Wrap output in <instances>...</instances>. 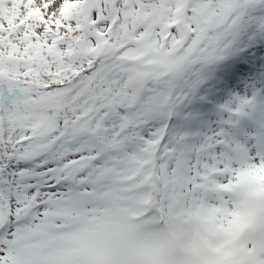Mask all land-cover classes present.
Returning <instances> with one entry per match:
<instances>
[{
  "label": "rangeland",
  "instance_id": "374dc122",
  "mask_svg": "<svg viewBox=\"0 0 264 264\" xmlns=\"http://www.w3.org/2000/svg\"><path fill=\"white\" fill-rule=\"evenodd\" d=\"M113 1L109 3L111 24L115 17ZM150 2L148 5L146 0H141L136 10L145 14L146 18L141 24L151 29L149 31L144 25L145 29L140 31L136 24H131L137 32L136 40L140 39V45L128 53L129 57L137 59L133 68L137 73L135 76L139 80L141 91L134 109L139 117L155 112L153 106L159 102L168 105L163 121L156 127L153 137L148 139L146 129L139 131V137L145 141L149 140L150 145H135L130 150L126 149L129 142L132 143L130 139L135 135L134 130H137L134 127L132 130L127 128L126 132L123 129L117 130L109 144L105 142V137H102L104 143L110 145L109 149L114 147L116 150L106 153L101 152L93 142L89 127L84 129L87 141L81 140L79 143L74 139L81 132L79 127L64 136L65 142H61L58 136L53 138L56 134L53 133L50 141L54 149H57L53 155L59 157L60 151L66 150L67 156L60 157V160L64 157L62 162L73 158L81 172H84V168L87 170L90 186L83 185L82 188L92 197L95 196L98 202L94 203L92 199L84 200L74 194L66 201L56 202L52 208L45 206L47 197L58 196L52 187L59 176L51 171H55L62 163L59 160L58 163L40 166L37 160L29 161L23 168L30 171L32 180L34 176L45 180L40 184L42 188H33L34 191L45 190L42 191L45 197L41 196L39 200L36 197L37 192L32 193V189L24 194L32 193V197L39 200L43 210L37 213L33 207L17 215V222L13 223L16 226L11 227L7 225L8 215H5V212L0 213V264H264V253L253 252L247 237L241 240L239 238L226 250L221 249L224 243L236 237L238 231L245 227L247 229V219L264 211V201L253 207L242 206L235 189L233 190V185H238L243 195L246 191H253L256 197H261L264 187L259 182V175H255L256 164L250 162L230 167L226 155L229 144L227 136L236 142L233 147L244 156L250 155L247 143L255 144V135H252L251 142L245 132L251 115L264 111L261 101L258 100L260 86L257 84V81L262 83L264 77V49H259L257 53L253 51L251 60H242L244 62L238 76L231 75L230 80L222 78V83L238 81V87L226 85L225 90H214L215 97L203 96L201 91H198L208 88V75L199 67L200 62L206 61L208 65L210 56L217 58L247 51L252 47L249 46L250 42L257 39V34L264 35L263 21L258 16L261 13H255V9L264 4V0H167L165 6L161 3L163 10L160 12H155L156 2ZM68 3L64 2L65 6H62L61 12L64 15L76 14L78 24H82L84 18L94 20L96 14L105 16L103 0H75L70 9L66 8ZM21 5L19 2L18 7ZM44 6L45 2H41L36 8L40 10ZM5 7L14 8L12 5ZM188 7L192 11L187 10ZM176 12L178 13L174 14ZM162 14L164 16L157 20L155 15ZM9 17L7 12L5 19ZM223 26L229 29L222 30L221 43L216 42L217 49L214 48L210 56L205 55L204 52L208 49L205 37L208 39L214 33L211 27L220 30ZM128 27L129 25H124L127 34ZM203 27H206L204 35L201 34ZM245 27L248 30L244 32L243 40L238 30ZM113 29L114 27L111 30ZM51 30L54 31L47 26L40 28L43 34L54 38ZM148 38L150 42H147ZM228 40H231V45L225 44ZM110 41L108 36L99 40L89 37L75 40V50L79 51L83 45L89 47L92 60L98 62V71L94 69L92 61L81 62L79 71L83 76L88 77L94 71L99 73L107 59L115 53ZM102 43H106L108 49L99 53ZM222 48L224 51L220 52ZM200 49L202 52L199 53ZM141 52L145 55L139 56ZM150 61L152 63L147 64ZM98 77L101 79L102 74H98ZM68 84L61 83L58 86ZM251 88L252 93L249 92ZM4 90L5 86L0 84V129L9 133L15 122L11 117L19 113L20 108L15 102L2 97ZM193 93L201 99L195 106L190 100ZM202 108L207 109L208 116L212 118L210 122L216 127L210 137L203 132H198L197 137L193 128L188 127V121L195 116V111ZM87 113L84 114L85 120L90 116V113ZM152 116H155V113ZM43 123L33 113L28 123L23 126L24 129L18 132L19 137L27 139L33 132L46 137L52 129L49 123ZM257 123L255 125L259 128L262 124L259 123V118ZM127 126L129 127L130 123ZM149 130L153 132L152 129ZM252 130L256 131L255 126H252ZM70 140L85 149L81 153H71L73 149L67 148L66 143ZM27 142V152H23L21 148L16 149L15 146L13 152L17 151L20 157L24 158L31 155L37 150V140L28 139ZM55 143L60 147H55ZM86 147H92V151ZM217 150L222 152L224 164L213 167L210 160L216 156ZM110 159H114L116 164H111L113 162ZM224 171L229 178L224 182L207 178L208 173L213 175ZM138 173L141 174L133 178ZM230 177L234 179L231 180ZM117 182L123 185L117 188ZM197 182L203 187H225L232 190V205L222 204L218 197L215 202L210 203L203 194L196 198ZM47 186L50 188H43ZM13 199L15 202L22 201L21 194L14 195ZM5 203L8 202L0 201V209ZM144 203L147 204L145 208L142 207ZM14 205L19 206V203ZM144 211L149 213L139 220H130L132 215ZM117 212L122 214L119 219L115 216ZM10 214H13V211ZM49 216L52 217L51 220ZM158 216H163L166 222L162 227H154ZM37 222L44 228L35 227ZM232 222H236V225L233 226ZM237 222L241 225H237ZM60 223H64L66 230L64 233L56 231V234L65 236L55 240L56 246L50 249L51 242L46 236L51 230L46 228ZM73 225L74 229L71 231L70 226ZM52 234L55 235V232ZM216 236L218 240H212ZM243 252H251L252 255H243ZM111 253L117 257L112 261L109 260Z\"/></svg>",
  "mask_w": 264,
  "mask_h": 264
},
{
  "label": "bare ground",
  "instance_id": "6f19581e",
  "mask_svg": "<svg viewBox=\"0 0 264 264\" xmlns=\"http://www.w3.org/2000/svg\"><path fill=\"white\" fill-rule=\"evenodd\" d=\"M66 1L72 3L75 0H0V84L5 86V90L1 95L15 102L17 107L20 108L19 113L11 117L15 121L13 129L9 133H4L0 129V201L8 202L0 209V213L5 212V215H8L7 225L10 227L16 226L13 223L17 222V215L29 211L33 207L37 213L43 210V206L40 207L39 200L41 196L45 197L43 193L45 190L41 189L43 192L34 191L33 188L40 187L41 182L45 180L37 176H34L32 180L30 171L23 168V166L28 165V162L32 160H37V164L40 166H42L41 164L46 166L49 163H58L60 157L67 156L66 152L68 151L62 149L59 157L53 155L57 151L50 141L53 133H56L53 138L58 136L61 142H65L64 136L70 134L71 130L79 127L81 132L74 137L77 140L76 143H79L81 140L87 141L84 129L89 127L91 129L90 137L93 142L101 152L106 153L110 150L116 152V150L114 147L109 149L110 145H106L102 137H105V142L109 144V142H112L111 137L115 135L117 130L123 129L126 132L127 128L129 130L137 128V130H134L135 135L130 139L132 143L129 142V146L126 147L127 150H130L135 145H150L149 140L145 141L139 137V131L146 129L147 136H149L148 139L153 137L152 135L156 133V127L163 121L165 111L168 109V105L164 102H159L153 106L155 112L144 114L142 118L139 117L134 109L136 102L140 98L141 85L137 76H135L136 71L133 68V65L137 63V59L129 57L128 53L134 47L140 45V39L136 40L137 32H135L131 24H136L140 31L141 29H145V24H141V21L144 22L146 18L145 14L136 10L140 6L141 0H114L113 11L115 17L113 24H111L112 15L109 10L111 0H103V4L105 5L103 8L104 17L97 16L96 14L94 20L91 21L84 18L82 24L76 22V14L70 13L69 15H64L61 12L62 6ZM146 1L150 5V1L152 0ZM154 1L156 2L155 12L163 10L161 3L165 6L167 2V0ZM19 2L22 4L20 7H18ZM41 2H45V6L39 10L36 7ZM6 5H12L14 8L7 9ZM187 10L192 11L189 7ZM257 11L261 13L258 16L263 21L262 26H264V4L257 7L255 13ZM7 12L10 14L9 19H5ZM155 16L158 20L164 14ZM125 24L129 25V29L126 30L128 34L124 30ZM43 26L54 29V38H50L40 31V28ZM113 27L114 29L111 30ZM145 27L150 31L151 27H147L146 25ZM205 29L206 27L201 29V34H205ZM228 29L227 26H223L220 30L211 27L214 33L208 39L205 37L207 42L206 47L208 48L204 52L205 55L210 56L213 49H217V45L215 44L216 42L217 44L220 42L222 30L226 31ZM246 30H248L247 27L244 29L239 28L238 30V34L242 36L243 40H245L244 32ZM104 36H108L111 39L110 42L115 49V53L107 59L106 63L104 61L105 64L98 73L96 72L98 71V62L92 60L89 47L83 45L79 51L75 50V40L80 37L99 40ZM231 40H228L225 44L231 45ZM263 41L264 35L257 34V39L250 42L249 46L252 47L247 51L231 53L226 56L222 55L217 58L210 56V63L208 65L206 61L200 62L199 67L208 75L206 79L208 88L199 89V93L201 91L203 96L215 97L214 90H225L226 85L234 88L238 87V81L222 83V78L230 80L231 75L238 76L243 65L242 62L251 60L253 51L257 53L260 51L259 49H264ZM147 42H150L149 38ZM172 43L174 44V42ZM68 46L70 47L67 48ZM3 50H6V52ZM219 51L222 52L224 49L222 48ZM200 52H202L201 49ZM149 53L151 54L150 48ZM138 55L144 56L145 54L141 52ZM83 61H92L96 70L94 73H90L91 75H88V77L83 76L79 71L81 62ZM150 63L152 62L150 61L147 64ZM98 74H102L101 79H98L101 76L98 77ZM61 83L69 84L59 87L58 85ZM257 84L260 86V98L258 100L261 101L260 104L264 107V77L262 83L257 81ZM161 86L164 88L163 85ZM249 90V92H253V88ZM257 96L256 94L255 97ZM190 100L193 106L201 102V99L195 96L194 93ZM87 112L90 113V116L85 120L84 114H88ZM195 112V116L188 121V127L193 128L194 135L197 137L198 132H203V134L210 137L216 127L213 122H210L212 118L208 116L207 109H197ZM33 113L40 118L41 122L49 123L52 130L48 132L46 137L38 132L31 133L27 139L19 137L20 131L24 129L23 126L28 123ZM154 113L155 116H152ZM93 117L95 118L93 119ZM257 118H259V123L262 122L259 128L255 125L258 124ZM122 120L126 121L123 122ZM128 123H130L129 127L127 126ZM248 124L245 134L248 136V141L251 142L253 141L252 135H255V147L248 142L247 146L249 147L248 152L250 155L244 156L243 153L240 154L233 147L236 142L234 143L227 136V140L229 141L227 147L228 162L235 166L250 162L256 164L257 173L255 175H259V182L264 187V111L258 113V115L252 114L251 121ZM252 126H255V132L252 130ZM111 129L114 130L110 131ZM149 129H152L153 132H150ZM28 139L37 140V150L33 151L31 155L26 156V158L20 157L17 151L13 152V146L16 149L21 148L23 152H27ZM66 143L68 144L67 148L73 149L74 152H71L73 154L76 151L81 153L85 149L81 148L82 145L76 146L75 142L71 140ZM54 145L57 148L60 147L58 143ZM86 148L90 152L92 151V147ZM197 152L199 153L200 150ZM217 154L220 158L219 156L217 157ZM217 154L210 160L213 167L224 164L221 158V151L217 150ZM41 155L44 156L40 157ZM63 159L59 161L62 163L61 166L56 167L55 171H51L59 176L52 187L55 188V193L58 196L53 198L47 197L45 206L52 208L56 202L66 201L74 194L79 195L84 200L92 199L95 201L94 203L98 202L95 200V196L92 197V195H89L82 188L83 185H89L91 182L87 178V170L84 168V172H81L77 161L72 160L73 158L68 159V162H62ZM110 160L113 162L111 164H116L114 159ZM146 165L147 163L142 166L145 167ZM207 178L209 180L216 178L224 182L226 174L224 172L213 175L208 173ZM122 185L123 183H116L117 188H120ZM223 186L224 183L222 184ZM43 188H50V186ZM235 188V194H237V198L240 200L242 206L253 207L264 201V192L258 198L254 195L253 191H246L245 195H243L238 185ZM29 189H32V193L37 192L36 197L39 200L32 197V193L29 195L24 194ZM163 189L166 190L164 186ZM195 193L197 194L196 198L203 194L210 203L215 202L218 197L222 204L232 205L231 196L225 187H213L212 189L210 187H203L197 182L195 184ZM16 194H21L22 201L15 202L13 197ZM14 203H19V206H15ZM82 204L85 205V203ZM11 211H13V214H10ZM115 216L119 219L122 214L117 212ZM48 218L49 220L52 219L51 216ZM63 224L60 223L51 228H46V230H51L46 236L47 240L51 242L50 249L56 246L55 240L57 241L65 236L64 234H56V231L64 233L66 228ZM34 225L39 229L44 228L40 222ZM118 225L120 226V224ZM232 225L235 226L236 222H232ZM237 225L241 224L237 222ZM245 228L239 234L240 240L247 237L252 245L253 252L264 253V211H260L257 216L247 219V229ZM70 229L73 231L74 225L70 226ZM53 231L55 235L52 234ZM212 240H218V237L216 236ZM232 242L224 243L221 249H228ZM64 249L66 248H62V250ZM213 251L216 252V250ZM243 255L251 256L252 253L243 252ZM118 257H121V255H118ZM113 258L117 257L114 253H111L109 260L112 261ZM96 261L98 262V259Z\"/></svg>",
  "mask_w": 264,
  "mask_h": 264
},
{
  "label": "water",
  "instance_id": "95a60500",
  "mask_svg": "<svg viewBox=\"0 0 264 264\" xmlns=\"http://www.w3.org/2000/svg\"><path fill=\"white\" fill-rule=\"evenodd\" d=\"M106 49H107L106 45L103 44L102 47H101V50H100V51L103 52V51H105Z\"/></svg>",
  "mask_w": 264,
  "mask_h": 264
}]
</instances>
